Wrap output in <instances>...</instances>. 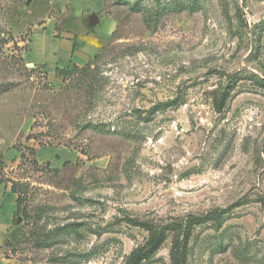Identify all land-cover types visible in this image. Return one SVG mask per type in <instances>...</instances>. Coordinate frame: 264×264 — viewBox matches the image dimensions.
<instances>
[{
	"label": "rangeland",
	"instance_id": "rangeland-1",
	"mask_svg": "<svg viewBox=\"0 0 264 264\" xmlns=\"http://www.w3.org/2000/svg\"><path fill=\"white\" fill-rule=\"evenodd\" d=\"M97 3L109 27L92 72L67 75L27 51L32 31L47 18L59 26L69 4L0 0V87L10 86L0 185L22 199L0 264H126L147 239L127 217L166 223L212 209L228 212L218 228L194 227L187 264H264V88L254 83L264 78V0ZM52 29L35 38L40 59L66 51ZM228 74L235 85L216 112ZM159 102L170 104L142 119ZM170 245L142 264H170Z\"/></svg>",
	"mask_w": 264,
	"mask_h": 264
},
{
	"label": "trees",
	"instance_id": "trees-1",
	"mask_svg": "<svg viewBox=\"0 0 264 264\" xmlns=\"http://www.w3.org/2000/svg\"><path fill=\"white\" fill-rule=\"evenodd\" d=\"M97 55V54H96ZM96 55L94 57H96ZM93 57V58H94ZM70 67L69 69H67ZM66 68L56 67L55 71L60 73L69 74L70 73H86L92 72L90 69V64L87 62L82 66L76 65L74 63L70 64ZM227 81L228 87H223L217 94L213 97V105L216 112H221L229 98L232 87L235 85L234 75L228 74ZM254 83L260 87L264 88V78H259L254 80ZM231 85V86H230ZM10 86L0 87V95L8 91ZM175 101V100H174ZM173 103V102H171ZM170 102H159L154 104L149 109L144 111V116L142 119L148 120L152 117L159 109H163L168 106ZM100 132L106 133H119L123 137L128 139H135L139 133L138 131L132 129H118L111 127L110 124H99L95 127ZM10 191L12 193H17L15 184H11ZM16 210L14 214L19 213L22 199L20 193L15 198ZM264 206V199L261 200ZM228 212L227 209H212L206 213L199 215L189 214L180 219H174L166 223H155L149 220H143L136 217H127L126 222L130 225L142 228L147 232V239L145 243L141 246L133 249L126 260V264H142L151 260L156 253V251L161 247L165 240L170 237V249H169V259L170 264H187L189 242L192 235V231L196 226H202L210 223L212 226L218 228L222 225L224 221V215Z\"/></svg>",
	"mask_w": 264,
	"mask_h": 264
},
{
	"label": "crops",
	"instance_id": "crops-1",
	"mask_svg": "<svg viewBox=\"0 0 264 264\" xmlns=\"http://www.w3.org/2000/svg\"><path fill=\"white\" fill-rule=\"evenodd\" d=\"M58 2L62 6H64V3H68L70 14H66L64 18L61 16V20L58 21L59 26H56L54 18L52 20L47 18L41 26L32 31L28 42L27 55L29 59L42 65L48 73L55 72L56 67L66 68L72 63L82 66L87 63L90 58L92 59L98 53L99 38L106 35L109 27V20L104 23L98 16L101 8L97 0H58ZM90 12L95 13L98 17L99 22L95 25H89L85 22L86 15ZM50 25L54 26L51 35L56 39L66 41V51L63 55H55L56 52L49 49L51 52L49 58L40 59L38 58V52L33 48L34 44L37 45L35 38L39 34L41 35L44 29ZM13 194L11 191L5 193L3 186L0 185V206H3L5 201H9L11 204L7 214L0 217V253L2 251L1 245L10 231L16 210Z\"/></svg>",
	"mask_w": 264,
	"mask_h": 264
},
{
	"label": "water",
	"instance_id": "water-1",
	"mask_svg": "<svg viewBox=\"0 0 264 264\" xmlns=\"http://www.w3.org/2000/svg\"><path fill=\"white\" fill-rule=\"evenodd\" d=\"M86 22L89 24V25H95L99 22L98 20V17L95 13H91L87 16L86 18Z\"/></svg>",
	"mask_w": 264,
	"mask_h": 264
}]
</instances>
